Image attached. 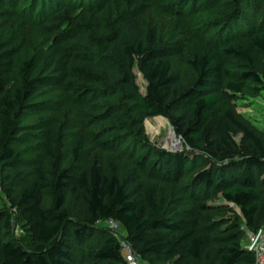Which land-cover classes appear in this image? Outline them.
<instances>
[{
  "label": "trees",
  "instance_id": "trees-1",
  "mask_svg": "<svg viewBox=\"0 0 264 264\" xmlns=\"http://www.w3.org/2000/svg\"><path fill=\"white\" fill-rule=\"evenodd\" d=\"M146 1L34 0L30 11L38 9L37 18L54 30L53 39L38 64L23 62L19 88L12 78L20 49L0 37L2 170L22 161L14 142L30 100L43 86L60 87L72 81L71 74L77 78L75 88L107 103L106 122L118 129L101 138L98 146L112 150L122 132L132 126L120 83L102 61L105 44L118 24L134 35L121 54L137 111L143 118H167L186 147L179 153L164 151L149 161L148 152H142L135 167L123 176L118 168L108 174L99 160L82 169H62L56 139L50 134L45 153L51 159V176L41 172L19 188L4 189L0 264H129L119 239L101 225L109 220L124 228L125 240L149 264L176 259L257 263L241 226L244 222L251 229L264 227V129L231 103L250 86L264 84V16L259 19L264 0H232L230 9L212 23L218 26L213 32L211 24L194 30L186 58L182 47L175 51L173 45L161 44L158 25L146 26L139 19L137 10ZM189 2L180 0L172 11L177 27L186 23L187 15L199 12V1ZM189 4L193 5L186 14ZM111 5L118 11L116 17L106 13ZM176 56L187 60L192 81L175 73ZM136 64L148 83L145 94L136 82ZM39 71L37 79L31 78ZM82 147L80 138L73 149L75 160ZM144 166L146 171L158 169L161 182L170 186L166 195L160 196L156 186L141 178ZM46 191L51 194L48 205ZM186 198L191 209L181 208ZM220 200L234 204L241 214L223 218L215 206ZM16 217L27 244L10 237Z\"/></svg>",
  "mask_w": 264,
  "mask_h": 264
},
{
  "label": "rangeland",
  "instance_id": "rangeland-1",
  "mask_svg": "<svg viewBox=\"0 0 264 264\" xmlns=\"http://www.w3.org/2000/svg\"><path fill=\"white\" fill-rule=\"evenodd\" d=\"M189 1L191 2V0ZM198 1L200 4L196 6V9L199 12L187 15L185 17L186 23L179 27H177L178 22L172 11L179 7L180 0H147L144 6L137 10V13L139 19L146 26H159L163 46L173 45L175 51L182 47L186 58L190 55V37L194 30L208 29V25L211 24L214 25V28L210 32H213L218 26L217 23H212L217 22L221 17L220 14L227 12L232 6V0ZM33 2L34 0H0V37L20 49V55L15 59L12 78L15 88L22 85L23 72L21 67L23 62L38 64L42 57L46 56L44 48L47 42L53 39L54 30L44 26L37 18L36 11L38 9L36 8L34 12L30 11ZM192 5L187 6L188 9L184 11L186 14L190 12ZM106 13L113 17L118 15L114 5H111ZM246 13L251 14L252 12ZM262 16H264V9L259 14V19H262ZM111 35V40L105 44L106 56L102 61L108 66L110 75L120 83V93L124 96L122 102L129 109V115L133 120L132 126L122 132L121 138L114 144L112 150L103 149L98 146V141L111 131L118 130L106 122L104 113L107 103L94 96L93 93L75 88L73 83L77 78L72 74L70 78L72 81H68L60 87L43 86L40 92L30 100L28 109L24 110L20 116L19 137L15 140L14 147L20 153L21 163L15 168H7L6 170L0 168L1 204L6 201L5 187L19 188L26 182L36 180L41 172L51 176L53 171L51 159L45 153L50 134L56 139L62 169H82L89 167L94 160H99L108 174L118 168L122 171L123 176H126L128 171L135 167V160L142 152H148L146 160L149 161L159 158V155L164 151L179 153L186 150L183 140L177 135L176 138L181 140V144L183 143L180 149L175 150L180 146L171 147L167 144V139L173 130V126L167 118H143L137 111L129 86V75L121 54L122 46L133 42L134 35L122 24H118ZM178 41L180 44H176ZM173 66L175 73L185 81L193 80L194 73L187 60L181 56H176L173 59ZM40 73L39 71L31 78L37 79ZM134 73L141 92L145 94L148 83L138 64L134 67ZM231 104L240 113L264 129V84L250 86L243 96ZM164 121L168 122L165 124ZM80 138H83L81 156L75 160L73 149ZM145 168L146 166L139 171L141 178L156 186L160 196L166 195L170 186L161 182L158 169L146 171ZM192 175V172L188 174L183 184L184 187ZM50 200L51 194L46 191L45 204L48 205ZM215 206L218 207L219 213L224 216L223 218L241 214L237 206L224 200L218 201ZM181 208L191 209L190 200L186 198L181 203ZM111 223L106 221L101 225L112 231ZM244 226L243 222L241 226L243 233ZM116 232L121 235L125 233V230L122 227ZM13 235L27 244V234L22 230L17 217L10 237ZM159 264L203 263L194 262L190 259H176L169 263Z\"/></svg>",
  "mask_w": 264,
  "mask_h": 264
},
{
  "label": "built area",
  "instance_id": "built-area-1",
  "mask_svg": "<svg viewBox=\"0 0 264 264\" xmlns=\"http://www.w3.org/2000/svg\"><path fill=\"white\" fill-rule=\"evenodd\" d=\"M109 221L112 222L111 223L112 232L114 231L113 232L114 235L119 239L129 264H149L142 261L140 256L133 250L131 245L125 240L124 234L121 235L117 234L116 230H119L120 228H122V226L114 220H109ZM244 235H245L246 247L256 256L257 259L256 264H264V227L258 229H251L245 225Z\"/></svg>",
  "mask_w": 264,
  "mask_h": 264
},
{
  "label": "bare ground",
  "instance_id": "bare-ground-1",
  "mask_svg": "<svg viewBox=\"0 0 264 264\" xmlns=\"http://www.w3.org/2000/svg\"><path fill=\"white\" fill-rule=\"evenodd\" d=\"M166 122H168V121H166ZM166 122L164 121L165 124H166ZM180 142H181V140L176 138V135L173 133V130H171L169 138L167 139V144L170 145L171 147L180 146V147L175 149V150H177V149H180L183 146V143L181 144Z\"/></svg>",
  "mask_w": 264,
  "mask_h": 264
},
{
  "label": "water",
  "instance_id": "water-1",
  "mask_svg": "<svg viewBox=\"0 0 264 264\" xmlns=\"http://www.w3.org/2000/svg\"><path fill=\"white\" fill-rule=\"evenodd\" d=\"M173 133L176 135V131L174 130V128H173ZM180 140V139H179Z\"/></svg>",
  "mask_w": 264,
  "mask_h": 264
}]
</instances>
